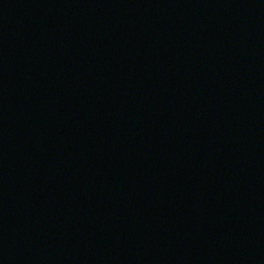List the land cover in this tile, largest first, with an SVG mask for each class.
Here are the masks:
<instances>
[{
  "label": "water",
  "instance_id": "obj_1",
  "mask_svg": "<svg viewBox=\"0 0 264 264\" xmlns=\"http://www.w3.org/2000/svg\"><path fill=\"white\" fill-rule=\"evenodd\" d=\"M0 264H264V0H0Z\"/></svg>",
  "mask_w": 264,
  "mask_h": 264
}]
</instances>
